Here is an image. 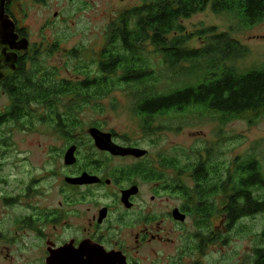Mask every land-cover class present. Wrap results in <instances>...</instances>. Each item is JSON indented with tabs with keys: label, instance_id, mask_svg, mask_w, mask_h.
<instances>
[{
	"label": "rangeland",
	"instance_id": "374dc122",
	"mask_svg": "<svg viewBox=\"0 0 264 264\" xmlns=\"http://www.w3.org/2000/svg\"><path fill=\"white\" fill-rule=\"evenodd\" d=\"M149 1L16 0L11 11L19 25L29 32L31 43L40 46V49L37 46L38 55L30 59L26 70L35 71L36 77L53 74L48 76L53 82L86 79L85 72L94 74L98 70V56L105 46L109 24L121 13ZM182 24L186 32L193 35L208 28H216L219 33L231 32V36L248 50L246 58L231 65L240 72L264 69V22L247 29L234 13L215 14L208 7ZM203 41L205 39L196 37L190 46L199 48ZM147 54L154 72L160 77L158 89L163 93L200 80L206 73L204 68L194 66L195 76L188 78L183 72L192 68L189 65L182 66L183 72L177 69V77V71L169 70L159 56L151 51ZM134 102L131 93L123 90L111 91L95 100L72 101L64 97L57 100L55 108L38 105L28 117L24 115L19 120L0 124V264H36L45 251V239H37L16 228L17 222L36 219V215L41 219L46 213L62 209L59 192L64 183L63 174L68 172L62 153L67 143L89 139L90 127L115 133L119 139L149 152V161H161L165 165L167 182H181L187 188L194 187L193 173L181 174L177 169L168 168V160L177 159L180 165L186 166L206 161L209 155L210 165L229 168L239 157L255 156L264 169V116L253 124L245 119L221 123L218 117L210 115L160 117L151 125V130L145 132L133 111ZM9 107L8 97L0 96V117ZM65 111L68 123L70 116L77 122L72 134L68 128V138L62 136L67 131L57 128L55 122L57 114L63 117ZM70 196L80 197L72 193ZM149 196L148 193L146 203H149ZM12 198H17L16 202L7 206L5 201ZM182 203L181 197L167 194V209ZM76 205L78 207L71 206L69 210H79L83 214L95 207L89 202ZM217 225L215 222L216 233L220 227ZM262 232L264 214L241 220L234 230L224 234L223 242L215 243L207 258L196 257L187 263L252 264L255 242ZM46 233L48 230L44 231ZM220 235L223 234L220 232ZM171 239L175 244L165 245L166 254L177 255L180 240L175 236ZM147 252L143 250L144 254Z\"/></svg>",
	"mask_w": 264,
	"mask_h": 264
},
{
	"label": "trees",
	"instance_id": "16d2710c",
	"mask_svg": "<svg viewBox=\"0 0 264 264\" xmlns=\"http://www.w3.org/2000/svg\"><path fill=\"white\" fill-rule=\"evenodd\" d=\"M208 7L215 14L234 13L247 29L264 22V0H151L121 13L109 24L96 73L85 72L86 79L78 81H34L29 78L36 76L35 71L23 67L22 81L14 80L10 93L16 101L33 98L50 109L57 106L59 98L95 100L123 90L131 93L133 111L145 132L157 118L177 115L216 116L221 123L245 119L253 124L264 116V69L240 72L231 65L248 53L231 32L208 28L193 35L182 24ZM196 37L205 39L199 48L190 46ZM149 51L169 70H176L177 77L178 70L189 65V71H182L188 78L195 76L194 66L204 68L206 73L193 83L160 92V77L154 72ZM22 91L30 95L20 98ZM23 114L16 106L10 116L17 120ZM70 118L72 134L77 122ZM208 157L186 166L170 159L166 165L181 174L192 172L197 187L213 189L215 204L222 205L216 212L227 215L230 231L241 220L264 214V169L257 157H239L229 168L210 165ZM255 244L252 264H264V232Z\"/></svg>",
	"mask_w": 264,
	"mask_h": 264
},
{
	"label": "flooded vegetation",
	"instance_id": "af4514ba",
	"mask_svg": "<svg viewBox=\"0 0 264 264\" xmlns=\"http://www.w3.org/2000/svg\"><path fill=\"white\" fill-rule=\"evenodd\" d=\"M15 1L7 2L5 11L15 25L18 39L10 44L0 34V96L8 97L10 102L9 109L0 117V124L15 121L10 115L16 106L25 110L22 116L28 117L39 105L33 98L16 101L10 93L12 82L22 81V68L26 69L30 59L38 55L39 46L31 43L29 32L19 25L11 11ZM24 40L28 41L26 50H23ZM29 79L53 81L50 77L31 76ZM29 95L25 91L19 93L20 98ZM66 113L55 118L57 128L67 131L62 135L64 138L69 136ZM91 128L107 133L99 127H90L89 130ZM89 130V139L67 143L62 153L64 161L67 151L74 147L76 157L74 165L64 164L68 172L63 174L64 183L59 192L63 200L59 207L62 209L46 213L41 219L36 215V219L17 222L16 228L37 239H45L46 249L36 264H188L189 259L207 258L215 243L224 241V234L230 231L228 218L217 213L221 208L215 204L213 189L197 187L194 176H191L193 188H187L181 182H167L165 165L161 161H149V152L146 151L144 157H136L100 150ZM109 134L111 142L119 148L142 150L132 142L119 139L115 133ZM84 175L97 178L98 182L84 185L66 182L67 178L78 179ZM134 189L136 193L124 202L123 194ZM145 190L150 194L149 203H146L148 193ZM71 193L81 198L72 199ZM167 194L181 197L183 203L167 209ZM16 199L6 200L5 204L12 206ZM86 202L95 207L88 208L83 214L79 210H69L71 206L78 207L76 204ZM102 202L106 204L102 205ZM175 212H178L177 218ZM71 216L76 218L71 219ZM215 222L220 225L218 233L215 232ZM46 230L48 233L44 234ZM167 236L170 238H164ZM174 236L180 240L177 255H167L165 245L174 246L171 239ZM61 249H66L69 256L79 255L76 257L79 260L54 261L55 254ZM144 249L148 250L146 254Z\"/></svg>",
	"mask_w": 264,
	"mask_h": 264
},
{
	"label": "water",
	"instance_id": "95a60500",
	"mask_svg": "<svg viewBox=\"0 0 264 264\" xmlns=\"http://www.w3.org/2000/svg\"><path fill=\"white\" fill-rule=\"evenodd\" d=\"M13 0H0V34L1 38H3L6 42L12 44L15 41H17L18 37L15 34V25L10 20L8 15L5 11V5L7 2H11ZM24 43L23 50H26L28 48V41L24 40L22 41ZM89 134L91 138L95 141L96 146L100 150L109 151L114 155H132L136 157H144L147 155V152L145 150L140 149H122L117 146H115L112 142V136L109 133H103L95 128L91 129L89 131ZM76 163V157H75V148H70L64 158V164L66 166H72ZM66 182L71 185H84V184H94L98 182L97 178L89 177L87 175L82 176L78 179H70L67 178ZM136 190L134 189L132 192H126L124 193V202L127 201L128 197L132 194H135ZM174 216L178 217V212H175ZM183 219V217L181 218ZM82 252V250L80 251ZM76 257H79V255H71L69 256L66 253V249H61L59 252H57L54 256V261L57 262H63V261H69L75 260L78 261L79 259H76ZM65 264V263H62Z\"/></svg>",
	"mask_w": 264,
	"mask_h": 264
},
{
	"label": "bare ground",
	"instance_id": "6f19581e",
	"mask_svg": "<svg viewBox=\"0 0 264 264\" xmlns=\"http://www.w3.org/2000/svg\"><path fill=\"white\" fill-rule=\"evenodd\" d=\"M8 4V3H7ZM6 6V5H5Z\"/></svg>",
	"mask_w": 264,
	"mask_h": 264
}]
</instances>
